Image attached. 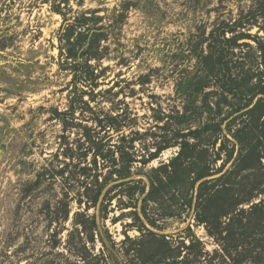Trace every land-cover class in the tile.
<instances>
[{
	"label": "rangeland",
	"instance_id": "obj_1",
	"mask_svg": "<svg viewBox=\"0 0 264 264\" xmlns=\"http://www.w3.org/2000/svg\"><path fill=\"white\" fill-rule=\"evenodd\" d=\"M0 147V264H255L201 221L264 202V0H0Z\"/></svg>",
	"mask_w": 264,
	"mask_h": 264
},
{
	"label": "trees",
	"instance_id": "obj_2",
	"mask_svg": "<svg viewBox=\"0 0 264 264\" xmlns=\"http://www.w3.org/2000/svg\"><path fill=\"white\" fill-rule=\"evenodd\" d=\"M60 12V11H56ZM74 25L79 26V23ZM263 103V99H260L255 108H259ZM207 129H212L214 132H219L221 130L220 124H212L206 127ZM232 150L231 152H233ZM232 156V155H231ZM230 156V158H231ZM256 159V154L253 151L243 161L245 166H249L251 162ZM252 162V164H253ZM204 178V175H201L197 180ZM236 180H231L229 177L225 178L221 189H218V192H221V195H209L206 200V205L204 207V218L201 222H205L209 227V235H219L220 240L223 243H226V246L230 251L235 252V262L239 263V259H250L254 260L255 264H263V258L260 254L255 252V249H262L263 245L260 244L261 237L264 234L262 231V223L264 222V209L263 203L253 204L248 211L239 210V207L251 203L253 199L259 197L260 195H252V191H248L247 195H237L235 194V187L238 185L235 183ZM208 183H203L201 187L207 185ZM264 186V181L257 183L255 189L257 190ZM200 187V189H201ZM264 188V187H263ZM261 190V189H260ZM264 192V191H261ZM233 214H236L233 216ZM232 216L230 221L223 225L221 219L224 217ZM221 231H226L227 236L223 237L220 235ZM197 242V241H196ZM166 244V243H165ZM262 246V247H261ZM167 249V255L163 257L167 258L171 253H174L170 248ZM192 251H195L196 258L201 255L198 242L192 244L189 247ZM255 253V255H253ZM255 256V257H254ZM166 260V259H165Z\"/></svg>",
	"mask_w": 264,
	"mask_h": 264
},
{
	"label": "water",
	"instance_id": "obj_3",
	"mask_svg": "<svg viewBox=\"0 0 264 264\" xmlns=\"http://www.w3.org/2000/svg\"><path fill=\"white\" fill-rule=\"evenodd\" d=\"M5 153H6V149L4 147H0V161H2Z\"/></svg>",
	"mask_w": 264,
	"mask_h": 264
}]
</instances>
